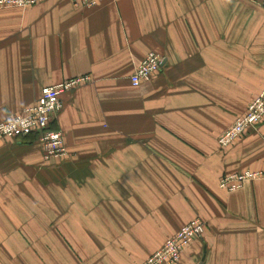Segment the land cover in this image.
I'll return each mask as SVG.
<instances>
[{
  "label": "crops",
  "instance_id": "crops-1",
  "mask_svg": "<svg viewBox=\"0 0 264 264\" xmlns=\"http://www.w3.org/2000/svg\"><path fill=\"white\" fill-rule=\"evenodd\" d=\"M82 1L0 8V122L93 78L52 123L67 158L0 140V264H140L197 217L181 264H264V179L220 187L264 170V122L218 144L264 88V0ZM150 52L163 67L135 87Z\"/></svg>",
  "mask_w": 264,
  "mask_h": 264
},
{
  "label": "built area",
  "instance_id": "built-area-1",
  "mask_svg": "<svg viewBox=\"0 0 264 264\" xmlns=\"http://www.w3.org/2000/svg\"><path fill=\"white\" fill-rule=\"evenodd\" d=\"M46 0H0V8H28ZM103 0H83L82 4L94 6ZM163 57L150 52L140 62L132 76L131 83L139 87L149 82L163 67ZM93 82L91 75L66 79L42 90L36 102L23 112L7 121L0 122V140L3 138L26 137L33 131L38 134V142L45 161L62 160L69 156L64 134L59 129L50 128L63 109L62 95ZM264 122V88L249 104L247 112L240 116L229 128L218 136V144L227 147L240 139L249 130H255ZM264 179V170H244L224 175L220 187L234 192L247 182ZM206 231V222L197 217L183 226L175 236L140 264H181L186 249Z\"/></svg>",
  "mask_w": 264,
  "mask_h": 264
},
{
  "label": "trees",
  "instance_id": "trees-1",
  "mask_svg": "<svg viewBox=\"0 0 264 264\" xmlns=\"http://www.w3.org/2000/svg\"><path fill=\"white\" fill-rule=\"evenodd\" d=\"M52 123H53V121L50 124V128H53L52 127ZM53 129H56V128H53ZM17 138L18 137H13L11 139H17ZM19 138H31V139L35 140L40 145V143L38 142V134H37V132L33 131L30 135H28L26 137H19ZM40 147H41V145H40ZM52 161H57V160H51V161H46V162H52Z\"/></svg>",
  "mask_w": 264,
  "mask_h": 264
},
{
  "label": "water",
  "instance_id": "water-1",
  "mask_svg": "<svg viewBox=\"0 0 264 264\" xmlns=\"http://www.w3.org/2000/svg\"><path fill=\"white\" fill-rule=\"evenodd\" d=\"M200 264H203L202 262Z\"/></svg>",
  "mask_w": 264,
  "mask_h": 264
}]
</instances>
